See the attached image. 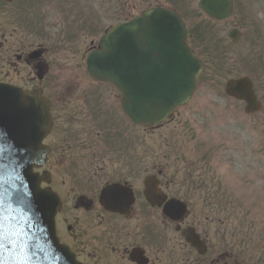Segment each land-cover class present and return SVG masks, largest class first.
<instances>
[{"label": "flooded vegetation", "instance_id": "af4514ba", "mask_svg": "<svg viewBox=\"0 0 264 264\" xmlns=\"http://www.w3.org/2000/svg\"><path fill=\"white\" fill-rule=\"evenodd\" d=\"M115 2L117 4H114L113 0H105L101 5L95 3V11L99 6L105 16H116L117 22H125L152 7L168 8L179 12L192 32L221 33L228 27L227 32L231 29L236 30L234 35L239 42L234 45L238 46L246 39L245 46L251 54L255 53L253 48H258L257 54L260 56L236 58L237 64L245 62L251 65V70L243 75H249L251 78L261 109L253 115L247 114L245 118L251 125L249 145L255 149V155L257 153L260 155V161L264 162V25L261 23L262 20L259 19L260 22L258 20L264 17V0H115ZM39 3L50 9L52 14L56 13L65 19V23L60 26L66 30L77 32L78 28L84 26L90 27L84 28L85 30H97L98 16L92 15L88 21L87 15L81 13L79 0H39ZM201 3L213 14H222L226 5H232V14L227 19H217L201 9ZM190 16L195 20L191 21ZM107 28L105 26L100 29L105 31ZM230 41L233 42L231 39ZM228 57L225 55L221 60L227 63ZM22 58L23 55L20 56V59ZM7 63L13 64V60ZM228 102L234 117L240 118L243 101L231 98ZM95 104H98V95L95 96ZM112 115L110 108L101 106L96 110V123L106 125ZM259 126L262 137H258ZM141 130L144 131L145 127ZM105 131L98 133L111 143L110 152H105V155L109 156L110 168L106 166L100 168V158L96 157V169L78 174L75 173V169H68V174L75 182L71 188L73 195L70 198L75 199L78 195L84 194L92 202L91 209L83 207L77 209L80 215L87 213L84 222H92L91 216L95 213L100 219L98 226L106 227L108 231L104 232L97 244L95 236H89L81 219L76 218L74 223H70L65 216L64 221L59 222L60 232H63L62 227L66 232L64 240L71 244L83 261L89 264H103L104 249L107 253L116 249L120 258L108 255V260L113 261V264H138L130 259V253L141 248L149 260L148 264H158L159 257H154V254H167L166 252L171 254L166 257L164 264H264V221L257 218L258 212L255 209L251 210L248 216H241L237 212L234 217H229L230 211L226 209L240 208L247 201H241V192L238 188L226 184L227 180L221 177L222 172L199 168L197 164L177 156L171 163V176L167 180L163 167H158L160 164L156 165L155 162L156 166L149 170L145 152L135 153V139L129 134V123L123 115L117 121V130L112 137L106 135ZM141 133L140 137L143 135V132ZM140 137H137L138 140ZM64 140L65 142L59 145L61 149L72 145L68 137ZM236 147L237 145H234V152ZM208 150V155L216 151L212 148ZM59 158L65 168L69 166L66 154ZM101 161H105L104 158ZM148 174L159 177V185L168 198L182 203L184 211L174 209V216L169 218L163 213V206H153L146 201L143 190ZM241 175L239 174L237 180H241ZM78 182L89 190L81 189ZM110 184H120L132 189L135 201L125 213L109 211L100 204L101 188ZM57 187L63 192V200L67 202L64 191ZM76 230H79V234L75 233ZM91 233L94 231L91 230ZM61 236L63 238L62 233ZM115 240L125 243L113 246Z\"/></svg>", "mask_w": 264, "mask_h": 264}, {"label": "water", "instance_id": "95a60500", "mask_svg": "<svg viewBox=\"0 0 264 264\" xmlns=\"http://www.w3.org/2000/svg\"><path fill=\"white\" fill-rule=\"evenodd\" d=\"M187 34L175 12L149 10L106 33L101 48L88 55L89 71L116 85L133 121H166L174 108L190 100L203 69L202 61L187 44ZM227 92L251 102L247 111H256L246 78L229 81ZM50 125L48 105L39 93L0 84V241L8 237L12 250L15 246L18 250L15 259L4 248L0 264H25L29 241L33 248L46 252L44 261L50 264L60 263L50 260L49 251L62 257L63 264H80L56 237L57 196L40 189L41 179L33 173L34 165L40 167L45 162L42 139ZM115 192L112 187L103 191L106 207H116L111 198ZM146 195L156 201L150 191Z\"/></svg>", "mask_w": 264, "mask_h": 264}, {"label": "rangeland", "instance_id": "374dc122", "mask_svg": "<svg viewBox=\"0 0 264 264\" xmlns=\"http://www.w3.org/2000/svg\"><path fill=\"white\" fill-rule=\"evenodd\" d=\"M30 3L31 0H18L13 5L4 3L0 13V28L3 34L8 37L6 46L8 47L10 56H12L15 51V44L23 46V49H20L21 52H26L30 47H39L41 44L47 48L46 54L48 53L47 60L50 63V72L39 85L43 86L44 90L54 101V111L56 123L58 125L56 127L55 136L57 134H62L63 136L66 134L69 137L74 135L76 138L72 145H68L65 149L59 148V145L64 143L65 140L60 144L58 140L57 143H54L56 147H53V158L60 159L59 156L62 157L64 154L68 156L69 166L66 168L65 166H61L60 161L53 160L52 165L56 184L63 191L65 189L67 192L66 197L69 201V197L73 195L71 188L75 185V182L72 181L69 176L68 169H75V173L77 174L85 172L86 170L96 169V157H99L100 160L104 158L106 167L109 169V156L105 155V150L99 152L103 145L104 148H106V142L104 138L101 139L97 131L106 130L105 134L112 137L117 130V121L122 118V115L115 96L116 92L110 86H106L105 89L102 90L104 95H106L103 101L104 106L110 108L113 114L106 125L95 124L91 128L88 126L89 124L85 113V102L83 99H79L80 101L76 100L77 102L72 103L69 108L68 104L62 102L64 101V97H62L64 93L73 92L74 95L80 97L90 92L91 97H95V90H97L98 85L93 84V81L85 75L87 71L84 62V54L90 45L96 46L103 36L104 31L100 29L99 24L96 26L97 30H85L84 28L90 27L84 26L78 28V32H70L69 30H67V32L61 26L54 27L55 31L44 29L42 26L40 28V26H37L35 23V18L31 19V16L27 15L26 9L30 6ZM85 3L88 4L85 9H89L90 12L92 10L91 13L96 14L98 19L103 21V28L117 21L116 16H105L99 7H97V11H95L93 8L94 1L86 0ZM137 3L139 2L137 1ZM114 4L117 3L114 1ZM15 12L18 13V16L14 15ZM189 18L191 21L195 20L193 16ZM259 19L262 20L261 23L264 25V17H260L258 20ZM64 21L65 19L57 15L53 18L52 24L63 25L65 23ZM225 29L224 32L219 33V37L226 46L230 44V42L227 37L228 27ZM18 31L21 37H19ZM12 32L16 40L12 39ZM191 41L194 47L198 51H201L197 46L198 43L195 44L196 42L193 39ZM244 41L246 42V39ZM10 44H12L14 48H12ZM225 51L227 52V50ZM253 51L257 53L258 48H253ZM60 52H67L68 56L61 55ZM203 55L206 60L205 71L193 101L181 108L180 116H175L173 120L166 123L158 130L145 129L143 131L141 129H131L129 134L135 139V153L140 154L145 152L146 160H148L149 156H153V158L156 157L155 160L158 158L160 162L169 164L171 163L170 156L173 152L172 147L174 140L176 138H181L184 139L182 141L183 149L190 157L198 159L203 156L205 146L208 147L206 145L207 142H213L216 144L213 147L220 148L221 145L219 143L223 140H227L228 136L234 137L238 135L240 144L238 151L231 152L228 147L223 145V151L226 157H221L219 150V152L215 154V158L209 160L208 167L213 168V165L210 163H215L217 161L215 169L221 171H223V169H230L232 175L235 172L241 173L247 170L249 172V178L246 181L238 185L236 179H234L232 184L237 185L241 190L242 198L250 202V210L255 209L258 212L257 218L264 221V176L260 175V170L262 168L260 165V155L258 153L255 155V149L248 144V132L246 130V122L243 119L244 115H241L240 124L237 126L235 118H233L231 105L226 100L223 101L220 98V95L223 94L227 79L232 76L244 74V72H249L250 65L247 66V70L243 71L242 68L244 65L229 61L231 64H227V70H222V66L218 63V59L216 60L214 54L204 52ZM227 56L252 57V55H248L244 46L239 49L235 48L231 50ZM23 63L24 65H21V75L25 77L24 79L13 73V66H10L8 69L6 62L1 59L0 73L4 79H8V81L34 86L33 80L29 79V72L32 71V68H29L27 62L24 61ZM71 84L72 87H69ZM224 112L225 115L223 114ZM195 122L197 123L195 124ZM59 125L61 126L62 133L58 129ZM141 132H143L142 137H140L142 134ZM137 137H140V140H138ZM202 160L200 159L199 162L201 163ZM236 160L238 162H236ZM256 170H259V174ZM78 185L81 189L89 190L80 182H78ZM53 187L63 197L62 191L55 185ZM91 219L92 222L88 223L86 221L84 225L88 230L89 236L94 235L97 244H99V238L105 231L100 232L98 230L100 227L98 226L100 219L96 217L95 213H92ZM62 228L63 232H59V236L62 238V233L63 238H66L64 227ZM85 228L82 227L84 231ZM91 230L94 231V233H91ZM105 230L108 231L106 227ZM75 233L79 234V230H76ZM98 248H100L99 245ZM166 253L167 254H154V257H159L158 264H164L166 257L171 254V252ZM103 255L105 259H108L106 250ZM106 263L111 264L107 260Z\"/></svg>", "mask_w": 264, "mask_h": 264}]
</instances>
